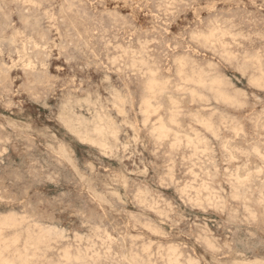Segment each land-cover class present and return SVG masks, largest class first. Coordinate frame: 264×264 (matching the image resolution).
Listing matches in <instances>:
<instances>
[{
	"label": "rangeland",
	"instance_id": "obj_1",
	"mask_svg": "<svg viewBox=\"0 0 264 264\" xmlns=\"http://www.w3.org/2000/svg\"><path fill=\"white\" fill-rule=\"evenodd\" d=\"M260 67L263 74L264 0H0V220L17 219L0 225L4 257L264 264ZM154 75L166 85L148 116L142 95ZM156 119L175 132L161 140ZM200 122H211L210 132Z\"/></svg>",
	"mask_w": 264,
	"mask_h": 264
},
{
	"label": "bare ground",
	"instance_id": "obj_2",
	"mask_svg": "<svg viewBox=\"0 0 264 264\" xmlns=\"http://www.w3.org/2000/svg\"><path fill=\"white\" fill-rule=\"evenodd\" d=\"M73 1H74V0H73ZM71 2H72V1H71ZM164 2H165V1H164ZM261 2H262V1H261ZM79 3H80V2H79ZM146 3H147V2H146ZM74 6H75V5H74ZM74 6H73V7H74ZM88 6H89V5H88ZM99 6H100V5H99ZM104 6H105V5H104ZM102 7H103V6H102ZM68 9H69V8H68ZM161 9H162V8H161ZM166 9H167V8H166ZM256 10H257V9H256ZM165 11H166V10H165ZM169 11H170V10H169ZM71 12H72V11H71ZM118 12H119V11H118ZM116 13H117V12H116ZM129 13H130V12H129ZM105 14H106V13H105ZM156 14H157V13H156ZM92 16H93V15H92ZM109 17H110V16H109ZM118 17H120V16H118ZM126 17H127V16H126ZM125 19H126V18H125ZM175 19H176V18H175ZM184 20H185V19H184ZM25 21H26V20H25ZM215 21H216V20H215ZM95 22H96V21H95ZM115 22H116V21H115ZM170 23H171V22H170ZM174 23H175V22H174ZM123 24H124V23H123ZM99 25H100V24H99ZM110 26H111V25H110ZM150 26H151V25H150ZM152 26H153V25H152ZM222 26H223V25H222ZM64 29H66V28H64ZM74 29H75V28H74ZM106 30H107V29H106ZM133 30H134V29H133ZM232 30H233V29H232ZM92 31H94V30H92ZM92 31H91V32H92ZM163 31H164V29H163ZM98 32H99V31H98ZM98 32H97V33H98ZM214 32H215V29H214ZM40 33H41V32H40ZM133 33H134V32H133ZM210 33L212 34V32H210ZM210 33H209V34H210ZM216 33H217V32H216ZM220 33H221V32H220ZM131 34H132V32H131ZM211 34H210V35H211ZM214 34H215V33H214ZM235 34H236V33H235ZM100 35H101V34H100ZM199 35H200V34H199ZM199 35H197V36H199ZM201 35H202V34H201ZM210 35H207V36H209L210 39H211L212 36H210ZM216 35H217V34H216ZM248 35H249V34H248ZM113 37H114V36H113ZM129 37H130V36H129ZM216 37H217V36H216ZM261 37H262V36H261ZM115 38H116V37H115ZM115 38H114V39H115ZM117 38H118V37H117ZM131 38H132V37H131ZM201 38H202V37H201ZM207 38H208V37H207ZM207 38H206L205 40L209 41ZM64 39H65V38H64ZM151 39H152V38H151ZM178 39H179V38H178ZM1 40H2V39H1ZM90 40H91V39H90ZM94 40H95V39H94ZM100 40H101V38H100ZM109 40H110V39H109ZM196 40H197V39H196ZM214 40H215V39L213 38V41H214ZM115 41H116V40H115ZM148 41H149V40H148ZM211 41H212V40H211ZM108 42H109V41H108ZM199 42H200V41H199ZM176 43H177V42H176ZM194 43H195V42H194ZM108 44H109V43H108ZM212 44H213V43H212ZM111 45H112V44H111ZM116 45H117V44H116ZM143 45H144V44H143ZM167 45H168V44H167ZM194 45H195V44H194ZM147 46H148V45H147ZM113 47H114V46H113ZM117 48H118V47H117ZM122 48H123V47H122ZM137 48H138V47H137ZM120 49H121V48H120ZM128 49H129V48H128ZM202 49H203V48H202ZM129 50H130V49H129ZM143 50H144V49H143ZM132 51H133V50H132ZM134 51H135V50H134ZM126 52H127V51H126ZM128 52H129V51H128ZM185 52H186V51H185ZM212 52H213V50H212ZM223 52H224V51H223ZM257 52H258V51H257ZM122 53H123V52H122ZM129 53H130V52H129ZM140 53H141V52H140ZM197 54H198V53H197ZM221 54H222V53H221ZM142 55H143V54H142ZM204 55H205V54H204ZM120 56H121V54H120ZM180 56H181V55H180ZM228 56H229V55H228ZM96 57H97V56H96ZM133 57H134V56H133ZM126 58H127V57H126ZM140 58H141V57H140ZM187 58H188V57H187ZM117 59H118V57H117ZM226 59H227V58H226ZM228 59H229V58H228ZM256 59H258V57H257ZM260 59H261V58H260ZM112 60H113V59H112ZM130 60H131V59H130ZM143 60H144V59H143ZM174 60H175V62H176V59H174ZM177 60H178V58H177ZM179 60H180V59H179ZM181 60L183 61V58H182ZM181 60L178 61L177 64H178L179 62H181ZM189 60H190V59H189ZM191 60H192V59H191ZM258 60H259V59H258ZM258 60H256V61L258 62ZM110 61H111V60H110ZM141 61H142V60H141ZM148 61H149V60H148ZM184 61H185V60H184ZM226 61H227V60H226ZM241 61H242V60H241ZM248 61L250 62V60H248ZM130 62H131V61H130ZM144 62H145V61H143L142 64H143ZM146 62H147V61H146ZM146 62H145V63H146ZM228 62H229V61H228ZM108 63H109V62H108ZM115 63H116V62H115ZM131 63H132V62H131ZM135 63H136V62H135ZM135 63H134V64H135ZM140 63H141V62H140ZM140 63H138V64L140 65ZM145 63H144V64H145ZM165 63H166V62H165ZM193 63H194V62H193ZM193 63H191V64H193ZM209 63L211 64V62H209ZM247 63H248V62H247ZM258 63H260V62H258ZM142 64H141V66H142ZM187 64H188V63H187V60H186V62L184 63V65H180V63H179L178 65L181 66V69H184V67L182 68V66H185V67H186ZM195 64H196V63H195ZM210 64H209V65H210ZM136 65H137V64H136ZM146 65H147V67H148V64H147V63H146ZM211 65H212V64H211ZM250 65H252V64H250ZM258 65H261V63L258 64ZM127 66H128V65H127ZM141 66H140V67H141ZM144 66H145V65H144ZM144 66H143V67H144ZM180 66H179V67H180ZM197 66H198V65H197ZM252 66H253V65H252ZM113 67H114V66H113ZM120 67H121V66H120ZM124 67H125V66H124ZM143 67H141V68H143ZM190 67H191V66H190ZM195 67H196V66H195ZM210 67H211V66H210ZM116 68H117V67H116ZM135 68H138V67H135ZM144 68H146V67H144ZM148 68H149V67H148ZM193 68H194V67H193ZM247 68H248V66H247ZM250 68H251V67H250ZM86 69H87V68H86ZM132 69H133V68H132ZM146 69H147V68H146ZM239 69H240V68H239ZM93 70H94V69H93ZM136 70H137V69H136ZM147 70H148V69H147ZM149 70H150V69H149ZM191 70H193L192 72H194V69H191ZM259 70L262 72L261 67L258 69V71H259ZM144 71H145V70H144ZM179 71H180V70H179ZM179 71H177V73H178ZM200 71H201V70H200ZM211 71H212V70H211ZM260 71H259V72H260ZM133 72H134V71H133ZM135 72H136V71H135ZM149 72H150V71H149ZM157 72H158V71H157ZM181 72H182V71H181ZM181 72L179 73V76H180V74H182ZM198 72H199V70L197 71V74H196V75H198ZM209 72H210V71H209ZM261 72H260V74H261V76H262L264 73L262 74ZM105 73H106V72H105ZM120 73H121V72H120ZM138 73H139V72H138ZM145 73H146V72H145ZM152 73H153V72H152ZM166 73H167V72H166ZM204 73H207V71L204 72ZM147 74H149V73H147ZM154 74H158V73H155V72H154ZM194 74H195V73H194ZM209 74H210V73H209ZM238 74H239V73H238ZM243 74H244V73H243ZM152 75H153V74H152ZM183 75H185L184 72H183ZM192 75H193V73H192ZM201 75H203V73H202V74L200 73L198 76L200 77ZM205 75H208V74H205ZM205 75H204V76H205ZM252 75H253V74H252ZM5 76H6V75H5ZM139 76H140V75H139ZM155 76H156V75L150 77L148 83L145 84V85H147V92L145 91V92L147 93V94L145 93L146 97H144V96L142 95V97L145 98V100L143 101V103H145V105L143 104L144 107H145V108L143 109V111L146 110L145 113H147L148 116L151 115L152 112H154V113L156 114L155 109H157V108L160 109V106H159V105H157V108L154 109V108H153L154 106H153V104H152V99L155 98V96H158V94L160 93V92H159V93L156 95L157 91L160 90L159 88H161L160 85H161V86L163 85V84H160V81H159ZM179 76H178V77H179ZM181 76H182V75H181ZM198 76H196V78H197ZM204 76H203V79L205 78ZM259 76H260V75H259ZM259 76H258V78H259ZM261 76H260V77H261ZM28 77H29V76H28ZM182 77H183V76H182ZM219 77H220V76H219ZM250 77H251V76H250ZM254 77H255V76H254ZM262 77H264V75H263ZM144 78H145V76H144ZM179 78L182 79L181 77H179ZM184 78H185V77H184ZM188 78H189V77H188ZM191 78H192V76H191ZM206 78H208V77H206ZM211 78H212V77H211ZM215 78H216V77L214 76V78H213L214 81H215ZM228 78H229V77H228ZM256 78H257V77H255V78L252 77V80H253V79L255 80ZM146 79H147V77H146ZM198 79H199V81H198L197 79H196V80H197V82H199L198 85H200V84H201L200 82H202L203 79H202V81H200L201 78H198ZM218 79H219V78H218ZM218 79H217V81H216L217 83L215 82L214 84H218V82L220 81V80H218ZM221 79H222V78H221ZM167 80H169V79H167ZM167 80H163V82H164V81H167ZM187 80H189V79H187ZM190 80H191V79H190ZM194 80H195V79H194ZM205 80H206V79H205ZM210 80H211V79H210ZM262 80L264 81V79H262ZM109 81H110V80H109ZM146 81H147V80H146ZM191 81H192V84H193V82L196 84L195 81H193V80H191ZM211 81H212V80H211ZM250 81H251V80H250ZM258 81H260V79H258ZM163 82H162V83H163ZM180 82H182V81L180 80ZM186 82L189 83L190 81H186ZM186 82H185V83H186ZM205 82H206V81H205ZM221 82H222V81H221ZM256 82H257V81H256ZM256 82H255V83H256ZM144 83H145V82H144ZM166 83H168V82H166ZM207 83L209 84V82H207ZM251 83H252V82H251ZM260 83H261V82H260ZM260 83H258V84L260 85ZM186 84H187V83H186ZM190 84H191V83H190ZM203 84H204V82H203L201 85H203ZM211 84H212V83H211ZM211 84H209V87H210ZM214 84H213V86H214ZM88 85H89V84H88ZM164 85H166V84H164ZM164 85H163V86H164ZM167 85H168V84H167ZM201 85H200V86H201ZM204 85H206V83H205ZM204 85H203V86H204ZM218 85H221V83L218 84ZM224 85H225V84H224ZM250 85H251V84H250ZM262 85H263V82H262L261 86H262ZM163 86H162V87H163ZM171 86H172V85H171ZM195 86H196V85H195ZM203 86H202V89L205 88V86H204V88H203ZM165 87H166V86H165ZM175 87H176V86H175ZM183 87H184V85H183ZM214 87H215V86H214ZM218 87H219V86H218ZM222 87H223V86H222ZM128 88H129V87H128ZM177 88H178V87H177ZM177 88H176V89H177ZM181 88H182V87H180V89H181ZM185 88H187V87H185ZM206 88H208V87L206 86ZM192 89H194V88H192ZM210 89H211L210 91H212V88H210ZM213 89H214V88H213ZM124 90H125V89H124ZM143 90H144V89H143ZM145 90H146V89H145ZM161 90H162V89H161ZM161 90H160V91H161ZM215 90H216V89H215ZM215 90L213 91L214 93H215ZM217 90H218V89H217ZM219 90H220V89H219ZM258 90H259V89H258ZM128 91H129V90H128ZM163 91H164V90H163ZM179 91H181V90H179ZM183 91H184V89H183ZM185 91H186V89H185ZM187 91H188V89H187ZM195 91H196V90H195ZM205 91L207 92V89H206ZM208 91H209V89H208ZM239 91H240V90H239ZM33 92H34V91H33ZM190 92H191V91L189 90V94H190ZM194 93H195V92H194ZM208 93H209V92H208ZM210 93H211V92H210ZM216 93H217V92H216ZM226 93H227V91H226ZM192 94H193V93H192ZM202 94H203V93H202ZM202 94H201V95H202ZM217 94H218V96H220L221 98L224 97V100H225V95H227V94H224V92H222V91H219V93H217ZM236 94H237V93H236ZM161 95H162V94H161ZM195 95L197 96L196 98H198V97L200 96V95L198 96V93H197V94L195 93ZM203 95H204V94H203ZM209 95H210V94H209ZM229 95H230V94H229ZM229 95H227V97H228ZM234 95H235V94H234ZM239 95H240V93H239ZM44 96H45V95H44ZM220 97H219V98H220ZM244 97H245V96H244ZM121 98H122V97H121ZM124 98H125V97H124ZM201 98H202V96H201ZM205 98H206V97H205ZM205 98H204V99H205ZM208 98H209V97H208ZM214 98H215V97H214ZM214 98H213V100H214ZM219 98H218V99H219ZM231 98L235 99L233 96H232ZM231 98L229 97V99H231ZM126 99H127V98H126ZM171 99H172V98H171ZM191 99H192V96H191ZM215 99H217V98H215ZM226 99H227V98H226ZM229 99H228V100H229ZM233 99H232V101H233ZM98 100H99V99H98ZM137 100H138V99H137ZM169 100H170V99H169ZM221 100L223 101V98H222ZM228 100H227V101H228ZM235 100H236V99H235ZM235 100H234V101H235ZM33 101H34V100H33ZM154 101H155V99H154ZM156 101H157V100H156ZM171 101H172V100H171ZM191 101H193V100H191ZM202 101H203V100H202ZM214 101H215V100H214ZM217 101H218V100H217ZM222 101H221L222 104L226 103V102L223 103ZM225 101H226V100H225ZM230 101H231V100H230ZM230 101H229V102H230ZM234 101H233V102H234ZM238 101H239V100L237 99L235 103H237ZM86 102H87V101H86ZM141 102H142V101H141ZM175 102L178 103L177 101H175ZM175 102H173V103H175ZM215 102H216V101H215ZM229 102H227V103H229ZM99 103H100V102H99ZM192 103H193V102H192ZM231 103H232V102H231ZM231 103H230V104H231ZM235 103H234V104H235ZM141 104H142V103H141ZM6 105H7V104H6ZM90 105H91V104H90ZM171 105H172V104H171ZM176 105H177V104H175V106H176ZM227 105H229V104H226V106H227ZM232 105H233V103H232ZM232 105H231V106H232ZM238 105H239V103H238ZM242 105H243V104H242ZM9 106H10V105H9ZM158 106H159V107H158ZM161 106H162V105H161ZM175 106L172 105V107H175ZM229 106H230V105H229ZM239 106H240V105H239ZM239 106H238V107H239ZM111 107H112V106H111ZM140 107H142V106H140ZM155 107H156V106H155ZM235 107H236V106H235ZM55 108H56V107H55ZM137 108H139V107H137ZM200 108H201V107H200ZM202 108H203V107H202ZM112 109H113V108H112ZM120 110H121V109H120ZM141 110H142V109H141ZM215 110H216V109H215ZM157 111H158V110H157ZM170 111H171V110H170ZM170 111H169V112H170ZM176 111H177V110H176ZM178 111H180V110L178 109ZM115 112H116V111H115ZM145 113H144V114H145ZM157 113H159V112H157ZM214 113H215L214 111H213V113L211 112V115L214 114ZM257 113H258V112H257ZM141 114H142V113H141ZM171 114H172V112H171ZM174 114H175V113H174ZM176 114L178 115V113H176ZM152 115H153V114H152ZM179 115H180V114H179ZM191 115H192V114H191ZM225 115H226V114H225ZM262 115H263V114H262ZM160 116H161V115H160ZM143 117H144V116H143ZM226 117H227V116H226ZM147 118H149V117H147ZM157 118H158V117H157ZM145 119H146V118H145ZM160 119H161V118H160ZM160 119H159V120L156 119V120H158V125L155 126V127H157L158 129H157V128H154L153 132H155V129H157L156 131H157V133H158V136H160L161 138L163 137L161 140H164V138H166V136L169 135L170 127H169V125H168L167 123L159 122ZM170 119H171L172 121H176L175 116L169 118V120H170ZM203 119H205V118H203ZM210 119H211V118H210ZM120 120H121V119H120ZM143 120H144V119H143ZM147 120H148V119H147ZM147 120H146V121H147ZM201 120H202V119H201ZM222 120H225V119L222 118ZM234 120H235V119H234ZM234 120H233V121H234ZM18 121H19V120H18ZM22 122H23V121H22ZM144 122H145V121H144ZM202 122H203V120H202ZM223 122H224V121H223ZM225 122H226V120H225ZM261 122H262V121H261ZM16 123H17V122H16ZM24 123H25V122H24ZM152 123H156V122H152ZM159 123H160V124H159ZM170 123H171V122H170ZM197 123H198V122H197ZM200 123H201V122H200ZM200 123H199V124H200ZM205 123H206V122H205ZM205 123H201V124L203 125V124H205ZM210 123H211V122H210ZM210 123H206L207 125H205V126L203 125L204 128H205L206 126L208 127V129H205V130H208L209 132H210L209 129H211V126H210V125H212V124H210ZM237 123H238V122H237ZM237 123H236V124H237ZM20 124H21V123H20ZM95 124H96V123H95ZM144 124H145V123H144ZM201 124H200V125H201ZM145 125H146V124H145ZM152 125H153V124H152ZM177 125H179V123H177ZM177 125H176V126H177ZM197 125H198V124H197ZM202 125H201V126H202ZM226 125H227V124H226ZM229 125H230V124H229ZM263 125H264V124H263ZM5 126H6V125H5ZM106 126H107V125H106ZM203 126H202V127H203ZM207 127H206V128H207ZM209 127H210V128H209ZM230 127H232V126H230ZM233 127H234V126H233ZM233 127H232V128H233ZM237 127H238V126H237ZM241 127H242V126H241ZM213 128H214V126H213ZM1 129H2V128H1ZM225 129H226V128H225ZM234 129H235V128H233V130H234ZM238 129H240V128H238ZM217 130H218V129H217ZM217 130H216V131H217ZM233 130H232V131H233ZM235 130H236V129H235ZM171 131H172V130H171ZM212 131H213V130H212ZM212 131H211V133H214L215 130H214L213 132H212ZM216 131H215V132H216ZM218 131H219V130H218ZM151 132H152V129H151ZM172 132H175V131H172ZM172 132H170V133H172ZM195 132H196V131H195ZM233 132H234V131H233ZM237 133H238V132H237ZM173 134H174V133H173ZM194 134L197 136V135H199L200 133L198 134V131H197V132L194 133ZM202 134H203V133H202ZM175 135H177V134H175ZM179 135H180V134H179ZM179 135H177V136H179ZM213 135H216V133H214ZM149 136H150V135H149ZM158 136H157V139H158ZM184 136H186V135H184ZM160 137H159V139H160ZM167 137H168V136H167ZM262 137H263V136H262ZM172 138H174V137H172ZM189 138H190V137H189ZM194 138H195V137H194ZM201 138H202V137H201ZM213 138H214V137H213ZM235 138H236V137H235ZM6 139H7V138H6ZM174 139H175V142H177L176 137H175ZM186 139H187V138H186ZM192 139H193V138H192ZM178 140H179V139H178ZM184 140H185V139H184ZM189 140H190V139H189ZM189 140H188V141H189ZM197 140H198V138H197ZM197 140H196V141H197ZM203 140L205 141V139H203ZM203 140H202V141H203ZM216 140H217V139H216ZM179 141L181 142V140H179ZM186 141H187V140H186ZM188 141H187V142H188ZM199 141H200V138H199L197 144L199 143ZM202 141H201V142H202ZM204 141H203V142H204ZM206 141H207V140H206ZM226 141H227V140H226ZM187 142H186V143H187ZM191 142H193V141H191ZM191 142H189V144H190ZM160 143H161V142H160ZM174 144H175V143H174ZM174 144H173V145H174ZM197 144H196V145H197ZM201 144H202V143H201ZM175 145H176V144H175ZM192 145H194V148L196 147L195 144H192ZM205 145H206V144H205ZM205 145H204V147H206ZM159 146H160V145H159ZM179 146H180V145H179ZM179 146H178V147H179ZM186 146H187V145H186ZM220 146H221V145H220ZM222 146H223V144H222ZM188 147H189V146H188ZM192 147H193V146H192ZM256 147H257V146H256ZM189 148H190V147H189ZM259 148H260V147H259ZM1 149H2V148H1ZM234 149H235V148H234ZM198 150H199V149H197V151H198ZM204 150L206 151V149H204ZM253 150L256 151V150H258V149H254V148H253ZM150 151H151V150H150ZM194 151H196V150H194ZM200 151H201V150H200ZM202 151H203V150H202ZM202 151H201V152H202ZM207 151H208V150H207ZM228 151H229V150H228ZM255 151H254V152H255ZM1 152H2V151H1ZM257 152H259V151H257ZM257 152H256V153H257ZM263 152H264V151H263ZM243 153H244V152H243ZM246 153H247V152H246ZM1 154H2V153H1ZM194 154H195V153H194ZM194 154H193V155H194ZM202 154H203V153H202ZM205 154H206V152H205ZM259 154H260V153H259ZM257 155H258V154H257ZM260 155H261V154H260ZM260 155H259V158H260ZM187 157H188V156H187ZM231 159H232V158H231ZM200 161H201V160H200ZM208 161H209V160H208ZM207 163H208V162H207ZM247 163H248V162H247ZM103 164H104V163H103ZM162 167H163V166H162ZM193 168H194V167H193ZM225 168H226V167H225ZM174 169H175V168H174ZM216 169H218V168H216ZM190 170H191V169H190ZM258 170H260V169H258ZM192 171H193V170H192ZM236 171H237V170H236ZM263 171H264V170H263ZM169 172H170V171H169ZM206 172H208V171L206 170ZM256 172H257V171H255V173H256ZM258 172H259V171H258ZM261 172H262V171H261ZM166 174H167V173H166ZM189 174H190V173H189ZM232 174H233V173H232ZM249 174H250V172H249ZM258 174H259V173H258ZM260 174H261V173H260ZM167 175H168V174H167ZM235 175H237V174L235 173ZM228 176H229V175H228ZM169 177H170V176H169ZM207 177H208V176H207ZM237 177H238V176H237ZM247 177H248V175H247ZM194 178H195V177H194ZM234 178H235V176H234ZM240 179H241V178H240ZM245 179H246V175H245ZM245 179H244V181L247 182L246 180H248L249 177H248L246 180H245ZM241 180H242V179H241ZM172 181H173V179H172ZM187 181H188V180H187ZM235 181H237V179L234 180V182H235ZM238 181H239V180H238ZM203 182H204V181H203ZM203 182H202V183H203ZM224 182H225V181H224ZM241 182H242V181H241ZM245 182H244V183H245ZM238 183H239V182H238ZM195 184H196V181H195ZM232 184H233V183H232ZM186 185H187V184H186ZM203 185H204V184H201V187H202ZM207 185H208V184H207ZM240 185H241V184H240ZM187 186H188V185H187ZM189 186H190V185H189ZM236 186H237V185H236ZM242 186H243V185H242ZM262 186H263V185H262ZM182 187H183V186H182ZM190 187H191V186H190ZM207 187L209 188V186H207ZM207 187H205L204 189L202 188V189L205 190ZM240 187H241V186H240ZM136 188H137V187H136ZM161 188H162V187H161ZM193 188H194V187H193ZM208 188H207V189H208ZM233 188H234V187H233ZM185 189H186V188H185ZM191 189H192V187H191ZM195 189H196V188H195ZM235 189H236V188H235ZM248 189H249V188H248ZM186 190H187V189H186ZM200 190H201V189H200ZM200 190H199V192H200ZM208 190H209V189H208ZM208 190H206V191L208 192ZM212 190H213V189H211V192H212ZM238 190H239V189H238ZM192 191H193V190H192ZM194 191H197V190H194ZM223 191H224V190H223ZM259 191H260V190H259ZM236 192H237V190H236ZM183 193H184V192H183ZM185 193H186V192H185ZM197 193H198V192H197ZM197 193H196V196H197ZM213 193H214V192H213ZM242 193H243V192H242ZM176 195H177V194H176ZM181 195H182V194H181ZM186 195H187V194H186ZM207 195H208V193H207ZM209 195H210V193H209ZM230 195H231V194H230ZM139 196H140V194H139ZM198 196H200V193H199ZM210 196H212L213 199H214V197H215V196H213L212 194H211ZM234 196H235V195H234ZM216 197H217V196H216ZM237 197H238V196H237ZM179 198H180V197H179ZM194 198H195V197H194ZM194 198H193V200H194ZM197 198H198V197H197ZM200 198H201V196H200ZM205 198H207V197H205ZM205 198H204V199H205ZM208 198H209V197H208ZM189 199H190V198H189ZM204 199H203V200H204ZM211 199H212V198H211ZM217 199H219V198H217ZM234 199H235V198H234ZM2 200H3V199H2ZM152 200H153V199H152ZM152 200H151V201H152ZM159 200H160V199H159ZM191 200H192V199H191ZM196 201H197V200H196ZM200 201H201V200H200ZM207 201H208V199H207ZM210 201L213 202V200H210ZM219 201H220V200H219ZM189 202H191V201H189ZM208 202H209V201H208ZM155 203H156V202H155ZM158 203H159V202H158ZM202 203H203V202H202ZM214 204H215V202H214ZM147 205H148V204H147ZM211 205H212V204H211ZM244 205H245V204H244ZM155 206H156V205H155ZM210 208H211V207H210ZM246 208H248V207H246ZM162 209H163V208H162ZM156 210H157V209H156ZM159 212H160V210H159ZM205 212H206V211H205ZM252 213H253V212H252ZM103 214H104V213H103ZM14 215H15V214H14ZM10 216H11L10 219L8 218L9 216L7 217V220L1 221V220H2V219H1L0 221H1L2 223H1L0 225H7V226L9 225L10 227H11L12 225H16L15 223H16V220H17V219H16V220H15V218L12 219V218L14 217L12 214H11ZM23 216H24V215H23ZM20 218H21V216H20ZM3 219H4V217H3ZM5 219H6V218H5ZM180 219H181V218H180ZM188 219H189V218H188ZM135 220H136V219H135ZM19 221H20V220H19ZM17 222H18V221H17ZM24 222H25V221H24ZM177 223H178V222H177ZM149 224H150V223H149ZM141 225H142V224H141ZM9 226H8V229L13 228V227L9 228ZM20 226H21V224H20ZM145 226H146V225H145ZM2 227H3V226H2ZM2 227H1V228H2ZM5 227H6V226H5ZM14 227H15V226H14ZM18 227H19V226H18ZM28 227H29V226H28ZM28 227H27V228H28ZM50 228H51V227H50ZM5 229H6V228H5ZM29 229H30V228H28V229H26V230H29ZM42 229H43V228H42ZM42 229H39V230L41 231ZM44 229H45V228H44ZM44 229H43L42 232H40V233H42V234L39 233V235H43V234H44V231H45V230H46V231L48 230V229H45V230H44ZM53 229H55V228H53ZM148 229H149V228H148ZM32 230H33V229H32ZM39 230H38V232H39ZM4 231H5V230H4ZM49 231H51V230L49 229ZM49 231H48L47 233H50ZM99 231H100V230H99ZM152 231H153V230H152ZM0 232H1V231H0ZM29 232H30V231H28V233H29ZM55 232H56V231H55ZM149 232H150V231H149ZM2 233H3V231H2ZM2 233H1V234H2ZM25 233H26V231H25ZM34 233H35V232H34ZM34 233H32V234H34ZM52 233L54 234V231H53ZM59 233H60V232H59ZM1 234H0V235H1ZM74 234H75V233H74ZM124 234H125V233H124ZM25 235H26V234H25ZM35 235H36V234H35ZM45 235H46V233H45ZM50 235H51V234H50ZM106 235H107V234H106ZM16 236H17V235H16ZM19 236H20V235H19ZM31 236H32V235H31ZM52 236H53V235H52ZM157 236H158V235H157ZM1 237H2V236H1ZM1 237H0V238H1ZM17 237H18V236H17ZM28 237H29V236H28ZM38 237H39V236H38ZM41 237H43V236H41ZM48 237H50L49 234H48ZM48 237H46V238H48ZM55 237H56V236H55ZM60 237H61V235H60ZM79 237H80V236H79ZM109 237H110V236H109ZM6 238H7V237H6ZM26 238H27V237H26ZM34 238H36V237H34ZM57 238H58V235H57ZM207 238H208V237H207ZM17 239L20 240V237H18ZM27 239H28V238H27ZM27 239H26V240H27ZM30 239H31V238H30ZM30 239H29V241H30ZM36 239H37V238H36ZM36 239H35V240H36ZM38 239H39V238H38ZM44 239H45V238H44ZM49 239H50V238H49ZM73 239H74V238H73ZM203 239H204V238H203ZM2 240H3V238H2ZM7 240H8V239H6L5 241L7 242ZM19 240H17V241H19ZM41 240H42V239H41ZM41 240H40V241H41ZM46 240H47V239H46ZM78 240H79V239H78ZM97 240H98V239H97ZM206 240H207V239H206ZM32 241H33V239H32ZM32 241H31V242H32ZM43 241H45V240H42V242H43ZM51 241H52V240H51ZM3 242H4V241H3ZM14 242H15V240H14ZM26 242H27V241H26ZM31 242H30V243H31ZM34 242H35V241H34ZM38 242H39V240H37L35 243H38ZM42 242H41V243H42ZM153 242H154V241H153ZM1 243H2V241H1ZM1 243H0V244H1ZM41 243H39V244H41ZM48 243H49V242H48ZM48 243H47V244H48ZM6 244H7V243H6ZM11 244H12V243H11ZM149 244H150V243H149ZM9 245H10V244H9ZM14 245H15V244H12V246H14ZM25 245H26V243H25ZM28 245H29V244H28ZM32 245H33V244H32ZM32 245H29V246H30V249L32 248ZM41 245H42V244H41ZM145 245H147V244H145ZM7 246H8V244H7ZM7 246L5 245V246L1 247V245H0V264H15L16 262H15V260H12V258L9 259V258H5V257H4V254H3V248L6 249ZM26 246H27V245H26ZM35 246H37V245H35ZM94 246H95V245H94ZM101 247H102V246H101ZM141 247H142V246H141ZM227 247H228V246H227ZM22 248L24 249L25 246H24V247L22 246ZM48 248H50V247L48 246ZM69 248H70V247H69ZM69 248H68V249H69ZM87 248H88V247H87ZM143 248H144V247H143ZM171 248L173 249V246L170 247L169 249H171ZM175 248H176V247H174V249H175ZM8 249H10V248H8ZM8 249H6V250L9 251ZM34 249L38 250L39 248L37 249V248L35 247ZM44 249H45V248H44ZM136 249H137V248H136ZM167 249H168V248H167ZM36 250H35V251H36ZM47 250H48V249H47ZM88 250H89V248H88ZM148 250H149V249H148ZM161 250H162V249H161ZM176 250H177V249H176ZM176 250H175V251H176ZM18 251H19V250H18ZM38 251H39V250H38ZM38 251H37V252H38ZM76 251H77V250H76ZM80 251H81V250H80ZM89 251H91V250H89ZM109 251H110V250H109ZM167 251H168V250H167ZM169 251H170V250H169ZM169 251H168L167 254H170ZM171 251H173V250H171ZM218 251H219V250H218ZM13 252H14V251H13ZM13 252H11V253H13ZM63 252H64V251H63ZM63 252H62V253H63ZM87 252H88V251L86 250V253H87ZM156 252H157V251H156ZM162 252H163V251H162ZM173 252H174V251H173ZM173 252H172V253H173ZM8 253H9V252H8ZM15 253H16V250H15ZM33 253H34V252H33ZM39 253H41V252H39ZM42 253H44V252H42ZM65 253H66V251H65ZM67 253H68V252H67ZM67 253H66V254H67ZM95 253H97V252H95ZM95 253H94V254H95ZM152 253H153V252H152ZM16 254L21 255L20 252H19V253H16ZM23 254H24V253H23ZM31 254H32V253H31ZM35 254H36V253H35ZM35 254H33L34 257L38 256L37 254H36V255H35ZM78 254H79V252H78ZM159 254H160V253H159ZM174 254H176V253H174ZM174 254H173V256H174ZM25 255H27V251H26V254H25ZM25 255H23L24 258L26 257ZM62 255H63V258H64V254H62ZM91 255H93V254H91ZM135 255H136V254H135ZM178 255H179V254H178ZM178 255H177V256H178ZM30 256H31V255H30ZM39 256H40V255H39ZM43 256L45 257V255H43ZM95 256H96V255H95ZM97 256H98V255H97ZM156 256H157V255H156ZM173 256H171V258H172ZM179 256L181 257V255H179ZM179 256H178V258H179ZM18 257H19V256H18ZM18 257H17V259H18ZM20 257H21V256H20ZM27 257H28V256H27ZM27 257H26V258H27ZM34 257H33V258H34ZM40 257H41V256H40ZM69 257H71V256L69 255ZM82 257H83V256H82ZM88 257L90 258V256H88ZM132 257H134V256H132ZM152 257H153V256H152ZM165 257H166V255H165ZM169 257H170V256H169ZM169 257H167V258H168L167 260L170 259ZM29 258H30V257H29ZM33 258L31 257V259H33ZM63 258H61V259H63ZM67 258H68V256H67ZM67 258H66V259H67ZM73 258H75V257H73ZM76 258H77V256H76ZM76 258H75V259H76ZM129 258L131 259V257H129ZM129 258H128V259H129ZM162 258H163V257H162ZM174 258H176V257L174 256ZM174 258H172V259L175 260ZM13 259H14V258H13ZM27 259H28V258H27ZM40 259H41V258H40ZM42 259H44V258L42 257ZM61 259H60V260H61ZM75 259H74V261H75ZM96 259H97V258H96ZM124 259H125V258H124ZM132 259H133V258H132ZM18 260H20V259H18ZM37 260H38V257H37ZM63 260H64V259H63ZM67 260H68V259H67ZM67 260H66V261H67ZM69 260H70V259H69ZM69 260H68V261H69ZM76 260L78 261V259H76ZM90 260H91V259H90ZM176 260H177V259H176ZM16 261H17V260H16ZM83 261H86V259L83 260ZM169 261H170V260H169ZM191 261H192V260H191ZM195 261H196V260H195ZM21 262H22V260H21ZM26 262H27V260H26ZM28 262H29V261H28ZM30 262H31V261H30ZM170 262H173V261H170ZM188 262H189V261H188ZM193 262H194V261H193ZM197 262H198V261H197ZM136 263H137V262H136ZM167 263H168V262H167ZM174 263L180 264V263H178V261H177V262H174ZM174 263H173V264H174ZM24 264H26V263H24ZM137 264H138V263H137ZM149 264H150V262H149ZM168 264H170V263H168ZM171 264H172V263H171ZM191 264H192V263H191ZM196 264H197V263H196Z\"/></svg>",
	"mask_w": 264,
	"mask_h": 264
}]
</instances>
